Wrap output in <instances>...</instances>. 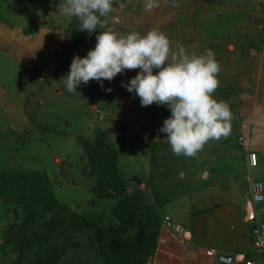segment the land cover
Masks as SVG:
<instances>
[{
    "label": "rangeland",
    "instance_id": "rangeland-1",
    "mask_svg": "<svg viewBox=\"0 0 264 264\" xmlns=\"http://www.w3.org/2000/svg\"><path fill=\"white\" fill-rule=\"evenodd\" d=\"M26 1L0 0V17L41 24L43 11L19 12L31 6ZM60 2L43 18L65 28L66 44L75 17L58 10ZM149 2L112 0L104 29L29 75L19 103L27 130L0 132V264H51L58 254L57 264H149L165 207L241 172L243 139L249 128L264 127V0H151L158 7L148 10ZM104 30H157L172 50L182 45L197 56L211 49L220 66L212 95L232 113L228 135L209 139L194 156L174 154L159 131L171 110L141 106L122 86L140 69L68 92L62 78L73 57L85 58Z\"/></svg>",
    "mask_w": 264,
    "mask_h": 264
},
{
    "label": "crops",
    "instance_id": "crops-1",
    "mask_svg": "<svg viewBox=\"0 0 264 264\" xmlns=\"http://www.w3.org/2000/svg\"><path fill=\"white\" fill-rule=\"evenodd\" d=\"M56 2L27 0L31 6L19 7V12L43 11L39 25L0 17V132L25 133L28 116L19 103L30 86L29 75L63 47L65 28L46 24L43 18ZM34 83L32 79L31 85ZM243 140L245 153L237 178L227 177L219 187L206 183L165 207L163 220L169 215L186 229L179 235L163 223L151 255L152 264H231L209 253L210 248L238 261L252 258L264 264V255L257 253L251 235L255 217L264 220V202L252 200L248 179L251 176L253 180H264V175L259 174L264 169V127L249 128ZM252 151L258 154L257 166L251 165Z\"/></svg>",
    "mask_w": 264,
    "mask_h": 264
},
{
    "label": "clouds",
    "instance_id": "clouds-1",
    "mask_svg": "<svg viewBox=\"0 0 264 264\" xmlns=\"http://www.w3.org/2000/svg\"><path fill=\"white\" fill-rule=\"evenodd\" d=\"M146 7L151 10L158 5L150 0ZM58 10L78 18L79 31L91 34L105 28L101 17L112 11V0H61ZM96 41L85 58L73 57L69 73L62 78L68 92H77L82 82L111 81L125 69H140L122 86L135 92L141 106L156 103L171 110L159 131L167 133L174 154L194 156L209 139L228 135L232 113L212 95L219 86L220 66L211 49L200 56L188 54L182 45L172 50L169 39L157 30L146 35L104 30ZM169 58L171 62L166 63ZM154 68L159 69L157 74Z\"/></svg>",
    "mask_w": 264,
    "mask_h": 264
},
{
    "label": "built area",
    "instance_id": "built-area-1",
    "mask_svg": "<svg viewBox=\"0 0 264 264\" xmlns=\"http://www.w3.org/2000/svg\"><path fill=\"white\" fill-rule=\"evenodd\" d=\"M250 161L252 166L258 165L257 152L252 151L250 153ZM248 179L251 180L250 190L252 200L257 203L264 202V180H253L251 176H248ZM164 223L168 228L174 230L179 235H183L185 232V225L183 223L177 222L169 215L165 217ZM251 235L257 253L264 255V220H261L258 216L255 217V221L251 226ZM208 251L213 255L218 254L220 259L231 264H257L252 258L238 261L233 256L218 253L216 248H210Z\"/></svg>",
    "mask_w": 264,
    "mask_h": 264
},
{
    "label": "trees",
    "instance_id": "trees-1",
    "mask_svg": "<svg viewBox=\"0 0 264 264\" xmlns=\"http://www.w3.org/2000/svg\"><path fill=\"white\" fill-rule=\"evenodd\" d=\"M101 19L103 20V17H101ZM79 28H80V22H78V18L75 17V22L72 24V27L69 29L70 33H69V38H67L68 42H66V44L64 42L63 47L60 50L59 54L61 52H63L64 54H68V52L74 53L76 51L77 47L79 46V44H84L86 39L91 36L92 33L89 34L86 31L81 32V31H79ZM66 36H67V34H66ZM75 37H77V38H75ZM103 142H106V140L104 139ZM114 173L117 174L116 170ZM113 176H114V174H113ZM99 231L102 232L103 230H99ZM117 244H119L118 239L111 240V246L113 247V249H116L118 247ZM154 245H156V241H154ZM61 253H63V252H61ZM61 253H60V255H61ZM59 259H60V257L58 254V255H56V257H54L52 259L51 264H57ZM138 263H140V262L137 261V264Z\"/></svg>",
    "mask_w": 264,
    "mask_h": 264
},
{
    "label": "water",
    "instance_id": "water-1",
    "mask_svg": "<svg viewBox=\"0 0 264 264\" xmlns=\"http://www.w3.org/2000/svg\"><path fill=\"white\" fill-rule=\"evenodd\" d=\"M148 137H147V135L145 136V139H147ZM205 174H207V172L205 173ZM152 263V261H150V263L149 264H151Z\"/></svg>",
    "mask_w": 264,
    "mask_h": 264
}]
</instances>
